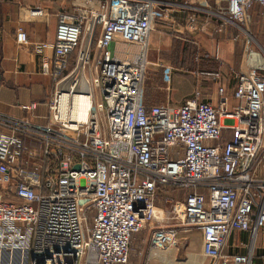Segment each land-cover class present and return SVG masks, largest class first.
<instances>
[{
    "label": "built area",
    "instance_id": "obj_1",
    "mask_svg": "<svg viewBox=\"0 0 264 264\" xmlns=\"http://www.w3.org/2000/svg\"><path fill=\"white\" fill-rule=\"evenodd\" d=\"M213 1L240 31L256 6L264 13V0L186 4L210 11ZM71 2L53 44L16 30L20 46L42 55L54 91L46 117H35L37 102L24 105L23 116L0 112V253H21V264H128L132 237L146 228L152 249H171L179 230L157 227L168 212L156 199L168 187L185 192L183 202L169 199L171 214L201 232L203 257L256 264L262 235L257 264H264V61L237 72L235 110L224 85L217 105L199 91L182 105H148L149 36L169 8L160 0ZM28 14L49 15L41 7ZM119 43L140 45L137 59L117 57ZM235 231L250 240L233 245L230 260L223 252Z\"/></svg>",
    "mask_w": 264,
    "mask_h": 264
},
{
    "label": "crops",
    "instance_id": "obj_2",
    "mask_svg": "<svg viewBox=\"0 0 264 264\" xmlns=\"http://www.w3.org/2000/svg\"><path fill=\"white\" fill-rule=\"evenodd\" d=\"M160 1L165 3L169 10L166 18L160 21L149 36L152 66L146 83V104L182 105L199 91L202 101L217 105L219 86L224 85L230 95L228 108L235 110L238 105L233 97L238 83L236 74L246 72L252 64L263 62L264 51L256 50L249 40L245 43L242 41L240 29L232 23H225L223 13L218 11L215 1L212 2L210 11L194 10L186 4V0ZM33 7L43 8L49 13L48 17L30 18L28 10ZM259 9L263 12L261 7ZM71 10V0H0V112L23 116L27 111L22 107L37 102L35 117L48 115V107L42 102L45 97L36 92L35 86L41 83L44 91L50 95L54 91V81L41 72L42 55L31 47L18 44L16 30L20 26L24 27L32 41L53 44L59 13ZM97 38L93 40V53L96 52ZM174 41H186L193 48H175ZM113 49L117 57L132 61H135L140 53L138 44L119 43L113 46ZM45 54L53 58V47L49 46ZM177 64L182 67L178 68ZM154 71L157 74L156 80L152 78ZM217 71L221 73L219 80L213 74ZM36 120L45 122L46 119ZM179 224V227L184 226ZM165 226L161 220L157 227L169 228L170 225ZM182 229L187 233L191 228L185 226ZM152 233V229L146 228L133 235L128 264H174L178 249H152ZM185 236L188 238V235ZM260 239L263 241L262 235L259 241ZM249 240L248 233L233 232L224 248V256L231 260L234 254L233 245L247 243ZM261 243H258L257 247L256 264L260 262ZM23 261L21 253H0V264H21Z\"/></svg>",
    "mask_w": 264,
    "mask_h": 264
},
{
    "label": "rangeland",
    "instance_id": "obj_3",
    "mask_svg": "<svg viewBox=\"0 0 264 264\" xmlns=\"http://www.w3.org/2000/svg\"><path fill=\"white\" fill-rule=\"evenodd\" d=\"M175 1V0H170ZM187 1V0H186ZM212 5V2H211ZM243 29H241V39L244 41V43L249 40L252 42V45L255 47L256 50L261 52L264 51V13L260 11L259 7L255 8V11L250 13L247 22L242 26ZM248 31L250 34H247L246 31ZM88 41L87 34L83 37V42ZM178 45V46H177ZM174 47H178L180 49L186 50L192 49L193 46L186 42V41H174ZM152 49V46L149 47L148 56L151 60L150 51ZM264 55V54H263ZM180 59H178L179 61ZM178 68H181L182 66H179L177 64ZM151 74V69H149V76ZM148 76V78H149ZM152 78L155 80L157 79V74L154 71L152 74ZM36 92L42 96L45 97L43 100H47L50 95H48V92L46 93L44 91V87L41 83L37 84L35 86ZM186 194L183 191H179L176 189H168L161 192L156 199V204L159 208L164 209L166 212H168L167 215L164 216L163 224L165 227H177L179 230L178 233V243L175 247V249H178V254L176 258L174 259V264H213V260L209 258H205L201 254V247H202V235L201 232L196 227H190V226H178V223L180 222L179 219H176L175 215L172 213V206L169 199L173 202H183L185 199ZM181 225V224H179ZM191 228L189 231L185 233L182 231V228ZM188 235V238H185ZM184 237V238H183ZM262 239H260L259 244L261 243ZM263 243V241H262Z\"/></svg>",
    "mask_w": 264,
    "mask_h": 264
},
{
    "label": "bare ground",
    "instance_id": "obj_4",
    "mask_svg": "<svg viewBox=\"0 0 264 264\" xmlns=\"http://www.w3.org/2000/svg\"><path fill=\"white\" fill-rule=\"evenodd\" d=\"M88 101L89 100L87 97H82V98H80L79 101H77V104L79 106V108L77 109V113H79V116L82 119H84V117H85V112H86Z\"/></svg>",
    "mask_w": 264,
    "mask_h": 264
},
{
    "label": "trees",
    "instance_id": "obj_5",
    "mask_svg": "<svg viewBox=\"0 0 264 264\" xmlns=\"http://www.w3.org/2000/svg\"><path fill=\"white\" fill-rule=\"evenodd\" d=\"M43 103H46V100H44V101H42ZM228 136V132H225V137H227ZM169 188L168 187H162L161 189H160V191H159V194L161 193V192H163L164 190H168ZM174 189V188H173ZM179 191H182V190H179Z\"/></svg>",
    "mask_w": 264,
    "mask_h": 264
},
{
    "label": "water",
    "instance_id": "obj_6",
    "mask_svg": "<svg viewBox=\"0 0 264 264\" xmlns=\"http://www.w3.org/2000/svg\"><path fill=\"white\" fill-rule=\"evenodd\" d=\"M76 168L79 169L80 166H77ZM37 263H38V264H45V259H44V258H42V259H38Z\"/></svg>",
    "mask_w": 264,
    "mask_h": 264
}]
</instances>
